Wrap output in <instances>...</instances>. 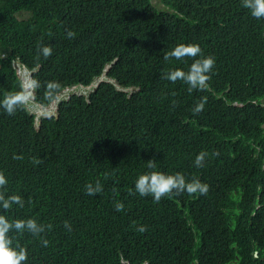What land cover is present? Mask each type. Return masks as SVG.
Masks as SVG:
<instances>
[{
	"label": "trees",
	"instance_id": "1",
	"mask_svg": "<svg viewBox=\"0 0 264 264\" xmlns=\"http://www.w3.org/2000/svg\"><path fill=\"white\" fill-rule=\"evenodd\" d=\"M29 1V18L0 22V55L6 56H0V79L5 81L0 92L21 85L12 65L17 60L34 67L40 63L37 77L43 86L50 74L62 82L70 74L72 82L88 83L90 70L113 54L121 58L113 76L124 87L136 86L158 70L159 58L164 69L186 71L193 58H163L177 44H198L203 55L215 58V64L207 89L189 90L181 80L176 86L165 84L162 100L176 113L165 117L161 130L156 127V133L147 135L161 138L162 161L189 172L196 155L206 153L199 168L205 170L202 183L207 184V192L197 196L181 192L180 202L177 194L166 195L159 205L135 216L114 215L109 209L113 201L107 200L103 207L94 206L100 212L90 229L77 228L66 215L72 211L81 221L99 200V193L86 194V184L99 182L102 194H109L130 173L129 166H120L119 154L108 153L104 144L115 123L140 113L138 99L103 89L91 107L83 101L79 111L64 100L59 118L44 120L40 128L32 115L25 114L22 123H16L0 113V172L8 181L0 191L19 195L24 202L23 207H11L14 213L0 209V214L32 218L44 229L38 235L14 236L28 250L25 264H143L144 260L215 264L218 259L210 249L228 236L251 257L259 252L253 264H264V108L247 103L264 98V70L254 64L244 46L250 38L264 44V22L257 24L241 0H162L163 9L151 0ZM66 22L82 50L98 54L97 60L73 56ZM10 31L26 35L16 42L12 54L1 45L10 43L5 38ZM48 42L53 45L52 57L39 56L40 45ZM254 51L264 53V47ZM201 101L203 109L193 112ZM234 102L245 105L234 106ZM193 174L197 177V169ZM201 214L217 220L190 226L197 241L191 248L181 220ZM141 225L144 232L138 230ZM226 259L235 256L228 254Z\"/></svg>",
	"mask_w": 264,
	"mask_h": 264
},
{
	"label": "clouds",
	"instance_id": "2",
	"mask_svg": "<svg viewBox=\"0 0 264 264\" xmlns=\"http://www.w3.org/2000/svg\"><path fill=\"white\" fill-rule=\"evenodd\" d=\"M151 2L154 6L164 8L162 0H160L161 6L157 5L154 0ZM19 4L20 0H0V22L3 21L6 24L7 19L11 17L18 20L29 18L21 16L24 13H28L30 16V1L25 0L23 5L21 0L20 8H18ZM241 5L248 10L250 16L256 19L254 20L256 23L264 22V0H241ZM67 27L70 30L67 35L72 38L73 56H91L88 60H97L96 55L98 54L94 55L92 51H83L75 33L68 24ZM24 36L26 35L10 31L5 37L10 43H1L5 53L12 54L16 42H20ZM250 39L252 41L244 46L248 48L249 56L254 64L264 70V53L257 54L254 51L263 48L264 44L253 38ZM30 41H33L32 37ZM9 46H12L10 50ZM40 46L42 47L39 56L52 57L54 49L51 42ZM61 49L64 51L62 56H65V46L61 45ZM101 49L99 48V53ZM0 56L6 57L4 54ZM102 56L103 54H100V58ZM185 57L193 58L186 71L179 67L164 69V60L159 58V69L150 72L147 74V78L138 81L135 83L136 86L132 87L120 85L113 76L114 70L120 64L119 54L107 56L105 61H99V64L90 70L91 77L88 83H84L80 79L72 82L74 77L70 74L62 82V79L54 78V74H50V81L46 86H43L37 77V73L41 69L40 63L34 67L32 64H22L19 60L13 62V68L20 78L21 85L0 92V113L8 117L9 122L22 123L20 117L25 114L32 115L36 127L40 128L44 120L49 123L50 118H59L61 101L66 100L68 103H72L79 111L83 101H86L88 107H91L103 89L124 92L138 99L140 113L133 114L123 122L115 123V127L108 133L104 144L108 153L119 154L120 166L122 168L129 166L131 171L119 187L109 194H102L103 189L99 182H96L95 185L91 183L85 185L86 194L99 193L96 196V198L99 197V200L97 203L91 204L81 221L76 218L74 212L69 211L66 217L74 221L77 228H92L90 225L93 221L95 222V215L100 212L95 210L94 206L103 207L107 200L113 201V205L109 209L114 215L135 216L152 206L159 205L163 196L175 193L177 194L176 200L180 202L178 194L181 192L193 193L194 196L207 192V184L202 183L206 180L205 170L199 168L203 167L206 153L200 152L195 159L190 158L195 161L189 172L178 165L174 166L167 161H162L159 156L163 146L161 138H147V135L156 133L157 128L162 129V124L166 123L165 117L170 118L171 113H176V109L171 108L168 102L162 100L165 84L176 86L177 80H181L188 85L189 90H203L209 87L208 81L211 78L210 73L213 71L215 58L211 55H203L198 44H177L166 52L163 58L182 61ZM4 83L5 81L0 79V88ZM51 96H53L52 100L49 99ZM247 103L264 108L263 97L247 101ZM233 105L244 106L245 103L234 102ZM203 107L204 104L201 101L193 108V112H200ZM99 132L102 136V132L100 130ZM14 158L21 157L15 156ZM196 169L197 177L193 174ZM7 183V177L0 172V189ZM239 194L244 198L243 192ZM13 205L23 207L24 202L19 195H5L4 191H0V209H4L6 214H11L14 213L11 208ZM203 220L214 222L217 218L205 214L182 217V231L189 234L191 248L197 241L190 234V226ZM65 227L70 230L71 226L65 222ZM43 230V226L32 218L16 219V217L0 214V264H25L28 250L15 242L14 236L25 232L38 235ZM138 230L144 232L146 228L141 225ZM42 244L47 245L48 241L42 240ZM210 252L213 257L218 259L215 264H219V262L222 264H253V257L259 259L258 251H255L251 257L247 252L241 250L238 243H231L229 236L225 241L220 239L211 247ZM179 253H181V249ZM228 254L234 255L235 259L228 261L226 259ZM124 263L130 264L128 261ZM143 264H149L148 260H144Z\"/></svg>",
	"mask_w": 264,
	"mask_h": 264
},
{
	"label": "rangeland",
	"instance_id": "3",
	"mask_svg": "<svg viewBox=\"0 0 264 264\" xmlns=\"http://www.w3.org/2000/svg\"><path fill=\"white\" fill-rule=\"evenodd\" d=\"M154 2H155L157 5L161 6V2H160V0H154ZM21 17L27 18V17H29V14H28V13H24Z\"/></svg>",
	"mask_w": 264,
	"mask_h": 264
}]
</instances>
